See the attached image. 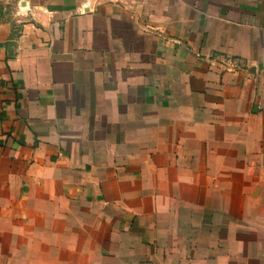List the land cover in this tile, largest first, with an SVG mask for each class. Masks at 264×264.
Here are the masks:
<instances>
[{
    "label": "crops",
    "instance_id": "obj_1",
    "mask_svg": "<svg viewBox=\"0 0 264 264\" xmlns=\"http://www.w3.org/2000/svg\"><path fill=\"white\" fill-rule=\"evenodd\" d=\"M17 1L0 264H264V0Z\"/></svg>",
    "mask_w": 264,
    "mask_h": 264
},
{
    "label": "built area",
    "instance_id": "obj_2",
    "mask_svg": "<svg viewBox=\"0 0 264 264\" xmlns=\"http://www.w3.org/2000/svg\"><path fill=\"white\" fill-rule=\"evenodd\" d=\"M216 57L220 59L219 66L221 67L222 70L226 72H234L242 64V63L240 64V61L237 58L232 57V56L223 55V56H216ZM213 58L214 57L210 58L209 61Z\"/></svg>",
    "mask_w": 264,
    "mask_h": 264
},
{
    "label": "rangeland",
    "instance_id": "obj_3",
    "mask_svg": "<svg viewBox=\"0 0 264 264\" xmlns=\"http://www.w3.org/2000/svg\"><path fill=\"white\" fill-rule=\"evenodd\" d=\"M17 0H0V14L4 20H10L17 8Z\"/></svg>",
    "mask_w": 264,
    "mask_h": 264
}]
</instances>
